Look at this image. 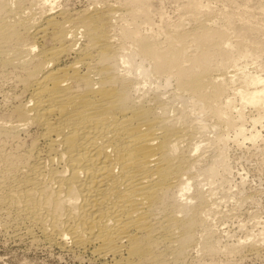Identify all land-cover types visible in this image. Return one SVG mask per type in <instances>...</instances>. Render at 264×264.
Returning <instances> with one entry per match:
<instances>
[{"label":"bare ground","instance_id":"6f19581e","mask_svg":"<svg viewBox=\"0 0 264 264\" xmlns=\"http://www.w3.org/2000/svg\"><path fill=\"white\" fill-rule=\"evenodd\" d=\"M246 1L182 0L172 21L151 0L80 9L0 0V72L13 74L26 98L6 103L7 121L0 118V210L21 236L36 227L61 247L111 264H177L193 246L205 255L243 248L244 240L219 244L213 192L198 186L228 173L229 129L253 142L260 136L264 1L261 18ZM161 78L174 80L182 109L163 98ZM189 112L214 118L211 141L219 147L195 174L203 140H194ZM258 241L248 244L251 253L264 248V237Z\"/></svg>","mask_w":264,"mask_h":264},{"label":"rangeland","instance_id":"374dc122","mask_svg":"<svg viewBox=\"0 0 264 264\" xmlns=\"http://www.w3.org/2000/svg\"><path fill=\"white\" fill-rule=\"evenodd\" d=\"M57 1L60 2L59 4L57 2L59 6L56 4L53 9L59 8L60 5L61 6L64 5L65 7L68 8L80 9L83 8L84 6L86 7L91 5L92 2L95 3V1L114 3V1L116 0H57ZM181 1L182 0H151V3L153 8L161 9L170 18V20L173 21L176 20L178 17L177 6ZM205 1H212V3L215 4L216 6L223 4L222 0H205ZM263 1L264 0L246 1L249 7L253 9V15L256 16L257 18H261V14L257 12V6L259 3H262ZM238 3H242V0H238ZM227 6L232 8L233 4L227 3ZM154 20L155 21L157 20L156 15L154 16ZM191 24L185 23L184 26L186 29L188 28L186 27V25L190 26L188 28L190 29L191 27L194 26V25L192 26ZM155 26L156 24L153 25V28H155ZM263 27H264V23H263ZM142 30L148 31L149 28H146L145 26L142 28ZM261 36L262 35L260 34L251 35V39L259 40ZM249 60L250 59H248L247 61ZM263 61H264V55L258 58V63ZM251 63L252 62H250V64H248L247 66L250 65L249 67H251L255 64V63L252 64ZM229 68L228 69L231 70L232 67ZM259 72L262 73V76L264 77V70H261ZM0 76L2 77L4 76V79L6 77H8L9 80L12 79L10 82L8 78H6L7 80L5 79L6 80L5 81L3 80L2 77H0L1 80L0 81V118L2 119L5 117L4 119H6L5 121H7L8 117L7 115L5 116L4 113L7 114L8 109L13 104L18 103L19 101H24L26 98L21 96V94L18 92L19 86L15 84V81L13 79L14 78L13 74L10 75V72H8L7 75V73L5 72L4 74L0 72ZM174 86H175L174 80L170 79L165 81L162 80L161 78L159 91L160 92L162 91V93L164 92L163 98L166 97L169 100L168 101L169 104H171L176 110H180V105L182 104L181 101L183 100H181L182 98L179 99L178 97H175L173 95V93L176 91V88L174 89ZM4 90H6L5 93ZM7 90L9 91V93L7 92ZM15 93L16 94L18 93V95L16 96ZM5 94L6 96H4ZM13 96L17 98L15 99ZM19 96L20 98H18ZM5 99H7V101H4ZM4 104H6L7 106ZM182 105H181V109L183 107ZM173 111H170L171 114L173 113ZM175 111L173 114L179 112L177 111L175 113ZM245 111L248 116H252V115L254 116L256 113V111L253 110V108L250 105H247L245 107ZM190 113L191 112H189L187 116L189 117L191 116V117L189 118L186 116V119H188L190 123L192 122V124L195 127L194 136L195 135L196 136L194 137V140L197 139L203 140L202 142H200V144L203 145H201L199 151H197L198 153H200V151L202 152L201 154L197 153L199 156L197 157V160L198 159L200 160L196 161L194 168L192 167L193 169H191L192 172L193 170L195 171L193 172L195 174L196 171H198L200 168H203L213 158V156L216 154L218 150L217 148L219 147H217L218 145H216L211 141V137L215 135L217 130V129H213L210 126L212 121H214V118L210 114L206 115V113L204 114V116L202 114L200 115L199 113L197 114H195L194 112H193L194 114L193 113L190 114ZM197 116H199L198 118H200L201 116L200 119L201 120L203 119L205 124L207 123L205 127L199 124V120H197ZM4 119L2 120L4 121ZM261 123L263 124V126H261ZM261 123L256 124L257 130L260 131V136L255 140V142H253L249 138L243 139L241 136H239V138H236L234 137L235 134L233 130L229 129L230 131L229 130L227 131V137L225 139L226 141L224 145H222V147H224V150L226 152L227 163L229 165L228 173H226L224 179L223 178L218 179L219 177H217L216 180L214 181L215 183L213 182V184H209L205 180H201L205 182V185L203 182L201 183L203 185H201L199 184V182L201 181L198 180L199 186L197 185L198 188L202 186L205 189L207 188L209 189L210 187V189L213 192L211 193L210 196H212L211 198H214V201H216L215 203L217 204L215 203L213 204L215 211L213 209V212L211 213L210 217H213L214 219L213 218L210 219L215 224L214 226L216 228L214 226L213 227L215 229V233H217L216 236L217 235L219 236V244L221 246H223L224 243H227L224 245H230L234 241H235L234 243H237L238 241L242 243V241L244 240L243 245L244 243L245 245L244 246L241 245V248L243 247L242 249H239L241 251L237 250V251L229 252L225 250H220L212 255L209 254L205 255L206 253L200 250L197 251L196 250L197 248L195 246L193 247H195L196 249H193V247H189L190 250L188 248L187 249L188 253L187 252L185 253L186 257H183L181 259L182 261L180 260L179 263L264 264V248L261 247L260 248L261 251L257 253L256 250H253L254 253L253 252L251 253L250 246L248 245V244H252L253 241L257 242L259 240L258 242H260L261 237H264V116L261 118ZM245 125L248 130L251 128L252 125L250 122V117H247ZM248 133L249 131L246 132V134ZM20 136L24 137V134L20 133ZM206 136L209 137L207 138ZM206 142H209V144ZM7 146L10 147V142H8ZM196 167L198 170L196 169ZM197 176L199 177V179H201L202 177L201 175H197ZM198 177L196 178L198 179ZM194 183L195 185L197 184L195 180ZM192 186L191 189L189 190L190 193L191 190L196 191V186L194 185ZM212 187L214 189H212ZM203 188L200 189L204 191L205 189ZM214 193L215 195H212ZM193 199L194 200L192 202H195V198ZM191 200L192 199H190V201ZM216 206H218L219 209ZM1 211L2 210H0V264H111L109 258H103V257L95 258L93 257L94 255H92L88 250L85 251L82 250L83 252L78 250L79 251L78 253L77 250L72 248H70L69 250V248L66 246L65 247L62 246L63 247L62 248L61 245L42 236L41 231L36 227L33 228L34 230L32 229L33 234L21 236L20 235L21 232L18 229L21 230L22 228L19 227V225H17L16 223H14L15 221L12 220L13 218L11 219L10 216L6 215L3 211L2 212ZM4 221L5 223L8 222V224H5ZM3 223L4 225L2 227ZM15 226H17L18 228ZM4 228L6 229L8 228V229L5 230ZM199 232L200 231H197V233ZM197 233L195 235L196 237L198 236ZM219 233L221 236L219 235ZM32 237L33 238L35 237V239H33ZM184 258L185 260H183Z\"/></svg>","mask_w":264,"mask_h":264}]
</instances>
